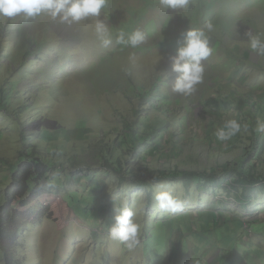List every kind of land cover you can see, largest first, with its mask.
Masks as SVG:
<instances>
[{
    "label": "rangeland",
    "instance_id": "1",
    "mask_svg": "<svg viewBox=\"0 0 264 264\" xmlns=\"http://www.w3.org/2000/svg\"><path fill=\"white\" fill-rule=\"evenodd\" d=\"M146 2L107 0L98 17L113 39L107 48L92 17L69 26L43 14L0 16V207L19 163L40 157L51 165L41 185L61 194L76 214L62 229L48 218L22 229L13 256L26 264H264L261 183L248 191L236 175L216 192L164 180L158 185L166 184L184 207L162 212L154 199L158 185L149 200V189L119 184L99 156H108L126 122L137 129L140 115L142 128L157 130L163 142L154 147L150 168L214 166L221 173L229 162L264 177V132L255 131L264 122V55L250 49L245 35L264 38V0H216L212 10L205 0H191L187 11L166 10L159 0L147 8ZM209 20L213 52L202 62L203 81L190 96L174 93L171 57L182 33ZM136 29L147 36L145 44H115L119 30ZM36 40L42 47L29 54ZM12 80L18 82L6 102L4 88ZM230 119L242 125L241 139L217 140L216 129ZM247 152L255 154L247 163L255 167L244 168ZM88 177L97 179L86 187ZM123 201L141 225L133 250L109 237ZM0 264H6L1 249Z\"/></svg>",
    "mask_w": 264,
    "mask_h": 264
},
{
    "label": "trees",
    "instance_id": "2",
    "mask_svg": "<svg viewBox=\"0 0 264 264\" xmlns=\"http://www.w3.org/2000/svg\"><path fill=\"white\" fill-rule=\"evenodd\" d=\"M215 3L216 0H205V5L210 10L214 9ZM146 4L147 8L150 7L152 0H147ZM3 38L4 36L2 35ZM23 47L26 48V44H23ZM41 47L42 43L36 40L34 47L27 48L28 53L32 54L35 50H40ZM17 82V80L7 82L4 90L7 87L9 89L3 90L6 102L12 96V91L16 87ZM144 94L147 95L146 93ZM155 94L161 99L164 98L161 93L155 92ZM149 101L152 105H157L151 99ZM155 110L162 113L158 105ZM141 117L140 115L136 117L137 129H134L130 123L126 122V130L121 135L114 137L111 145L107 148L108 156H106L105 152L99 154V156L105 157L108 170L118 176L119 184L132 182L136 186L149 189V200L152 197L154 186H157L159 182L164 180L168 182L178 180L182 182L187 191L191 187L196 186L200 191L214 190L217 192L218 189L223 188L224 184L230 180L228 177H235L237 175L240 185L247 188L248 191L251 185L257 183H261L264 189V177L261 178L259 175L251 172L249 168L247 171L244 169L239 170L241 167H236L235 164H230L229 162L222 165L221 173H218L214 166H211L209 169L204 168L203 170L174 169L168 171L165 168H150L149 163L153 161L157 154V149L154 147L158 148L163 142L161 144L157 142V130L147 131L142 128ZM241 133L240 131L235 136L239 140L242 136ZM178 138L182 139V136H178ZM252 144L256 145L255 139ZM148 146H152V148L150 149ZM253 150L255 151L254 148ZM246 151H248V148ZM244 157V168L255 167V164H247L249 159L255 157L254 153L247 152V154L241 156V160ZM139 159L145 161H138ZM50 168L51 165L48 162L37 157L36 159L23 160L13 173L11 183L6 189V201L0 207V249L2 250L6 264H26L13 255L19 246V233L27 225L35 224L41 222L44 218H48L59 229H62L68 225L70 220L76 217L75 210L61 194L41 185V179L48 174ZM84 176L86 174L82 173L81 178ZM96 179V177L92 179L88 177L86 187Z\"/></svg>",
    "mask_w": 264,
    "mask_h": 264
},
{
    "label": "clouds",
    "instance_id": "3",
    "mask_svg": "<svg viewBox=\"0 0 264 264\" xmlns=\"http://www.w3.org/2000/svg\"><path fill=\"white\" fill-rule=\"evenodd\" d=\"M107 0H0V16L15 18L23 16L25 19L47 15L53 20L57 18L61 23L72 25L89 17L95 18L94 31L102 45L107 48L113 44L108 26L98 17L105 8ZM191 0H159L164 9L185 10L189 9ZM215 31L214 23L209 20L200 27H189L182 33L183 42L171 57V71L176 73L171 83L174 93L190 96L197 91V86L204 78V64L213 52L210 47L209 33ZM248 46L254 52L264 55V38L260 34L246 32ZM147 42V36L139 29L130 33L119 30L115 36V44L137 48ZM247 131V125H244ZM242 129L236 119L226 121L223 126L215 131L219 141H228ZM257 133L264 132V122L258 121L255 128ZM159 190L154 199L157 208L162 212L175 213L183 209L184 201L173 194V191L164 183L158 185ZM136 212L123 201L115 208L113 221L108 229L110 239L124 245L128 250H133L138 244L141 234V225L135 220Z\"/></svg>",
    "mask_w": 264,
    "mask_h": 264
}]
</instances>
